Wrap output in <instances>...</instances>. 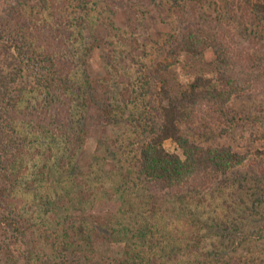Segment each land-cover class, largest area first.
Listing matches in <instances>:
<instances>
[{
    "label": "rangeland",
    "instance_id": "obj_1",
    "mask_svg": "<svg viewBox=\"0 0 264 264\" xmlns=\"http://www.w3.org/2000/svg\"><path fill=\"white\" fill-rule=\"evenodd\" d=\"M130 6L136 18L99 9L100 14L85 26L83 40L78 37L74 53L79 61L72 76L96 82V89L89 92L92 96L97 86L108 87L112 118L96 124L92 112L95 120L86 136L77 139L75 153L67 135L44 132L33 137L28 131L20 132L23 128L18 126L17 145L23 146L26 155L23 166L19 167V160L13 171L20 177L9 199L5 195L0 199V212H17L42 230L52 224L51 214L64 197L82 195L76 201L83 200L86 208L107 203L116 207L115 219L103 229L110 240L95 245L102 258L120 257L130 244L154 252H176V257L160 260L168 264L186 260L190 256L185 253L191 250L197 256L211 253L217 259L215 252L228 249L232 262V257L239 259L249 249L247 255L264 261V157L257 155L264 149L260 139L264 134V85L257 83L224 111L202 109L191 131L201 145L228 146L249 155L244 166L210 189L185 188L172 194H153L136 173L142 144L160 124L158 87L164 80L177 87L175 68L158 72L159 65L170 62L166 59L169 39L180 36L191 21L210 17L228 27L233 42L261 55L264 29L241 0H130ZM210 62L211 52L203 61L189 65L192 71H200L207 70ZM80 121L78 114L71 130L86 132L78 130ZM62 124L59 119L52 122L54 128ZM61 139L60 147L46 145ZM166 147L176 151L171 142ZM2 233L7 242L10 234Z\"/></svg>",
    "mask_w": 264,
    "mask_h": 264
},
{
    "label": "trees",
    "instance_id": "obj_2",
    "mask_svg": "<svg viewBox=\"0 0 264 264\" xmlns=\"http://www.w3.org/2000/svg\"><path fill=\"white\" fill-rule=\"evenodd\" d=\"M241 1L264 29V0ZM99 9L137 17L130 0H0L1 200L5 196L9 199L20 177L13 171L19 160V167L23 166L26 155L23 146L17 145L18 126L23 128L20 132L28 131L33 137L44 132L63 138L67 135L75 153L77 139L86 136L95 120L93 115L96 114V124L112 118L108 87L97 86L99 90L92 96L89 92L96 89V82L90 77L72 76L79 61L74 58L78 37L83 40L85 26L100 14ZM35 11L38 14L33 16ZM208 18L191 21L180 36L171 37L166 49L170 62L158 68L161 73L175 68L177 87L172 88L166 80L158 87L160 124L142 144L136 165L138 178L153 194H172L185 188L210 189L250 161L249 155L228 146L201 145L191 132L202 117V109L224 111L233 99L252 91L257 83L264 85V53L254 55L244 50L240 43L233 42L224 23ZM209 52L212 62L208 69L192 71L189 63L203 61ZM78 114V130L86 132L71 130ZM56 119L63 120V124L54 128L52 122ZM260 139L264 140V134ZM168 142L175 145L176 151L166 147ZM62 144L61 139L46 145ZM257 153L264 157V149ZM73 198L68 195L57 204L51 214L52 224L42 230L17 212H0V263L168 264L160 260L176 257L173 251L154 252L130 244L120 257L98 256L95 245L110 240L103 229L115 219L116 207L107 203L100 208H86L83 200L76 201L82 195ZM74 211L80 213L73 215ZM2 231L10 234L7 242L1 238ZM248 251L229 262L228 249L215 252L217 259L211 253L197 256L191 250L185 253L191 258L173 264H264L260 257L247 255Z\"/></svg>",
    "mask_w": 264,
    "mask_h": 264
}]
</instances>
